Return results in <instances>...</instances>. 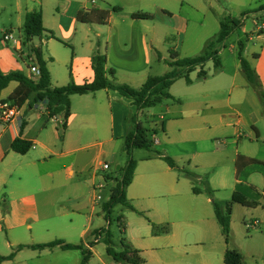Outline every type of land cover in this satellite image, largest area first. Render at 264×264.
Wrapping results in <instances>:
<instances>
[{"label":"crops","instance_id":"obj_1","mask_svg":"<svg viewBox=\"0 0 264 264\" xmlns=\"http://www.w3.org/2000/svg\"><path fill=\"white\" fill-rule=\"evenodd\" d=\"M217 1L100 0L98 5L96 1L92 3L90 0H0V13L6 12L7 9L13 10L12 16L16 20L15 25H13V22L9 23L11 28L5 27L2 31L12 30L11 32H13L15 30L13 26H16L21 32L22 39L20 40L21 45H13V47L21 57L29 58L30 63L31 56L27 50H24L25 46L23 45L25 17L33 11L42 13L43 26L46 31L36 45L41 44L43 58L47 62L50 71L52 87H64L72 83L83 85L92 82L94 79L92 58L96 53H100L107 58L106 77L110 81L139 88L146 82L148 77L155 76L152 72L154 56L157 57V34L155 26L149 24L155 13L159 12L173 19L176 13L171 7L180 5L177 13L182 21V26L178 28L169 27L178 30L174 52L180 58H194L200 56V52L204 51L202 48L219 34L222 20L232 18V13L222 8ZM225 1L233 8L242 9L243 4H245L243 0ZM101 2L111 7L120 8L121 11L118 14L122 13L119 14L121 17L115 18L116 16L112 13L109 22L105 25L85 24L78 21L77 15L80 11L93 8L105 10ZM261 4H264V0L260 1L259 6ZM127 8H136L138 14H147L152 18L148 20L136 19L132 15L137 13L127 11ZM125 12L129 13L130 16H123ZM246 16L247 19L250 16L253 18L254 29L250 33H245V36L247 42H253L255 45L252 52L253 65L264 92V31L259 32L256 27L257 22L264 21V11ZM191 25H193V28ZM245 27L246 21L239 30L244 32ZM239 41L244 40L237 38L234 32L225 46L230 43L235 44L238 50ZM218 57L221 62V69L213 77L216 80H213L214 82H212L210 88L208 90H204L203 87L196 90L187 89V92L192 95L197 91V95L192 96L191 99H186L184 96L177 98L176 95H171L177 101V104L164 105L163 102L157 113L153 114L154 118L151 119V123L154 126L150 129H155L156 134L161 131L169 136L176 126L180 131L184 126V122L188 119V121L191 120L195 124H202L201 127L188 128L190 130L212 134V138L215 140V134L217 133L221 134L218 137L223 134L225 138L229 137L230 141L223 140L221 144L232 145L235 148L234 162L238 155L264 162V152L259 148L251 149L247 145V143L258 147L261 145L262 133L257 124L264 120V116L249 117L248 120L239 118L237 124H233L228 122L227 118H236V106H241L242 100H237L235 104H232L230 103L231 99H228L224 103V108L233 112L229 115L224 108L220 107L219 101L211 98V94H217L233 85L241 67L239 61L236 64L235 71L230 73L222 64L219 52ZM165 60L167 64V59ZM30 66L31 64L20 65L15 58L14 61L7 64L3 58V50L0 49V68L3 74L24 70L22 72L27 77L32 78ZM111 70H114V75L110 73ZM169 70L170 67L166 72ZM203 80L204 83L210 82L206 77ZM18 86V82L12 81L6 88L0 90V101L13 103L9 100V97ZM35 96V93L30 96L21 107L20 115L15 120L8 124L0 122V256L3 257L9 256L20 245H37L35 237L31 241H25L27 231H31L32 235V230H34L32 224H26L27 219L30 217L35 218L33 224L37 223L39 234H58L53 235L57 236L54 237L57 238L55 240H63L68 244H72V236L77 232L83 237L88 235L87 228L78 231L77 227L73 225L70 227L65 224H57L54 221L42 223L40 220V196L43 193L52 192V187L57 188L55 185L60 183L61 176L64 173L68 176L67 179L72 181L77 171L81 175L87 172L85 164L82 165L72 161V145L81 144L82 146L77 149H92L98 144L92 142V140L87 141V138L110 135V141L115 143V147H119L121 141L125 140L127 134L132 130V117L137 111L132 99L122 96L115 90L104 89L83 96L74 95L71 97L72 115L67 128L63 129L61 127L63 116L58 115L50 118L43 104L34 103ZM75 97H81V100L77 101ZM80 102L82 105L79 104ZM200 112H204L205 115L199 116ZM242 123H245V129L246 127L249 128L248 134L239 130ZM185 125L188 124L185 123ZM17 138L32 142L33 146L30 151L24 155L14 152L12 144ZM246 139H249V142ZM158 144H161L160 141ZM159 159L161 158L159 157ZM102 164L99 162L98 165L92 168L90 184L94 190H97V186L100 185L98 183V171H104ZM148 165L141 167V172H137V166L133 182L127 189V198L134 208L141 210L152 207L153 204L148 205L151 197L173 196L175 201L171 203L167 201L166 210L174 211L177 207L181 209V194L183 190L185 191L186 184L184 181L186 179L181 178L180 180L178 175L174 176L176 170L169 165L164 171L146 172L151 167ZM256 175H261V178ZM237 182L236 179L235 185ZM246 183L262 193V202H264V174L253 173L248 177ZM109 184L110 182L107 183L108 186ZM79 185L81 183H74L75 187ZM54 193L56 192L53 191L52 195ZM97 197L95 196L92 199L91 215L96 212L99 205L98 200H96ZM146 200L148 201L145 202ZM207 201L210 202L211 199L208 198ZM259 208L260 206L253 208L254 215L259 224L258 226L264 228V206L262 210H259ZM183 210L190 213L191 207L185 205ZM158 223H161V221H158ZM4 231H6V234ZM151 235L155 239H167L166 241L169 244H177L181 238L175 231L160 235H155L151 231ZM5 236L7 239L4 242ZM84 244L87 243L84 242ZM7 247L10 248V253L3 251V248ZM221 247L217 246L218 249L222 250L223 258L227 249H236L241 253V250L233 247L231 242L227 243L225 241ZM86 248H90L93 252V247H90V244H87ZM25 250L36 255L38 261L41 260L44 254L54 255L58 253L55 252L57 250L60 251L59 253L65 254L77 251L62 250L59 247L44 250L24 248L17 251L12 260H0V264L13 263L21 257ZM47 264L53 263L48 262Z\"/></svg>","mask_w":264,"mask_h":264},{"label":"rangeland","instance_id":"obj_2","mask_svg":"<svg viewBox=\"0 0 264 264\" xmlns=\"http://www.w3.org/2000/svg\"><path fill=\"white\" fill-rule=\"evenodd\" d=\"M99 5L100 0H94ZM240 1V0H236ZM243 8H233L225 0H218L222 8L227 9L232 13L231 19L243 20L246 27L245 31L236 30L235 35L246 42V51L244 57L254 67V57L252 52L255 49L253 42H247L245 33H250L254 29L253 18L250 16L248 19L246 15H252L253 11L258 9L260 1L243 0ZM101 5L105 11L114 13L115 18H120L122 13L113 11L114 7L108 6L101 2ZM179 4L172 6L174 13H176L171 19L168 16H164L159 12L155 13V16L151 19L149 24L155 26L156 30V56H154L153 72L155 76H163L169 69L166 64V60L170 59V55L175 49V39L178 36V30L171 29L169 27H181L182 21L178 16L177 9ZM127 11L137 12L136 8H127ZM233 10V12H232ZM161 11V10H160ZM250 12V13H249ZM228 13V12H227ZM245 13V15H244ZM248 13V14H247ZM229 14V13H228ZM13 10L7 9L6 12L0 13V49L3 50V58L6 63L15 60L23 66L31 64L29 58L21 57L14 49L12 42L4 40V33L11 31H2L6 28H11L10 24L13 22L15 25L16 20L13 18ZM123 16H130L125 12ZM223 21V20H222ZM166 22V23H165ZM10 23V24H9ZM148 24V23H147ZM8 25V26H7ZM15 30L12 32L14 37L18 40L22 39L21 32L13 26ZM193 28V25H191ZM218 36V34H217ZM216 36V37H217ZM213 38L208 42L215 41ZM38 38L35 39V43H39ZM200 52V55L205 53ZM26 51L27 48H24ZM213 50L218 51L222 64L228 69V72L233 73L236 68V64L239 62L237 45L215 43ZM7 70V66H5ZM1 69V68H0ZM25 69V67H24ZM205 72V77L210 80L209 83H204L203 78H200L198 74L201 71ZM2 71V70H1ZM24 71V70H22ZM20 71L24 74V72ZM214 70V62L212 60L207 61L203 66L197 67L192 73L190 78L192 84H188L185 79L176 81L169 93L179 97H186L191 99L192 96L197 95L195 93L189 94L187 89L196 90L197 88H204L208 90L214 82V76H216ZM211 94V93H210ZM77 101L81 100V97H75ZM211 98L219 101L220 107L224 108V103L231 99L230 103L235 104L238 100H242V105H237L236 118H227L228 122L237 124L239 118L248 120L249 117L255 118L256 116H264V103L260 97V93L256 87L251 85L243 69L240 67L238 70L234 83L229 88H225L217 94H211ZM82 105V103H79ZM164 105H176L177 101L174 97L166 99ZM162 104V105H163ZM78 105V102H77ZM161 104L146 109L141 112H135L136 121L141 122L144 127L150 129L154 126L151 123L153 114L157 113ZM227 114H233L227 108H224ZM204 112H200L199 116H204ZM190 122V124H189ZM185 123L188 125L186 126ZM202 124H195L191 120L184 122V126L179 131L178 126L175 130L169 134H163L161 131L158 134L152 135L151 139L157 138L161 144L153 143L151 149H132L128 152L125 140L121 141L119 147H115V143L110 141V135H102L99 137L87 138L86 140H92L96 142V145L92 149H77L82 145H72V161H76L79 164L87 166V172L80 174L79 171L72 179H67V175L61 176L60 183L55 185L57 188L52 187V192H56L52 195V192L43 193L40 196L41 201V217L42 223L54 221L57 224H65L67 226L77 227V230L87 228L88 235L86 237L80 236L79 233L72 236V244L82 245L85 249L87 244H91L96 234L101 232V229L108 230L112 234V241L114 248L118 252L126 251L131 262L129 264H224V258L222 256V250L218 249L225 242V238L222 232V228L219 225L215 213L213 202L217 203L222 209L231 204L232 194L235 190L236 183V169H235V148L232 145L221 144V141H230V138H225L219 133L215 134L216 140L212 138V134L204 131L190 130L188 128L201 127ZM262 133L261 145H250L251 149L259 148L264 152V120H261L257 124ZM239 127V126H238ZM151 130V129H150ZM239 130L248 134L249 128L245 123H242ZM210 132L209 130H207ZM229 132V131H228ZM228 135V133H227ZM212 138V139H211ZM249 142V139H246ZM100 143V144H99ZM77 149V150H75ZM159 154L172 158L175 163L186 171L193 172L200 177V180L192 184L191 180L178 172L174 171V176L178 175V178L186 179L185 191L181 194V209L177 207L174 211L166 210V202H174L175 197H151L149 204H153L150 208L145 209H132L118 204L116 205L110 215V218H106V214L103 210L104 204L109 200L110 191L115 186V183L107 185L105 177H118L119 173L117 166L124 167L127 162L133 160L136 162L137 172H141V167L151 166L146 172H160L164 171L168 167V164L163 159H159ZM107 163L110 167L107 171H98V183L104 185V188L94 190L90 184V178L92 168L98 163ZM78 164V165H79ZM136 173V172H135ZM261 178V175H256ZM79 182L81 185L74 186V183ZM193 185L201 191L200 194L193 192ZM207 188H210L211 193L207 192ZM50 195V199H49ZM100 196L98 200V206L96 212L91 215V202L93 197ZM211 199L210 202L207 200ZM146 200L145 202H147ZM51 202V203H50ZM133 205V204H132ZM186 206L191 207V212L183 210ZM262 205V206H261ZM259 210H262L264 202L261 200ZM254 209L243 207L242 205L232 206V219H231V233L229 242L241 250L243 256V264H264V228L254 226L256 221ZM91 215V216H90ZM87 216V217H84ZM123 217L125 223V231L120 227L118 218ZM34 217L27 219L26 224H32L33 229L27 231V238L25 241H31L35 237L36 244H44L55 241L53 235L58 234H39L37 230V223ZM73 221V224H72ZM161 221V223H158ZM153 223L160 229L168 227L170 232L175 231L180 238L177 244H169L167 239H155L152 237L151 231H153ZM3 226V223H2ZM29 230V229H28ZM6 234V231H4ZM94 235V236H93ZM6 236L3 241L5 242ZM105 232L102 233L99 238V242L93 245V254L88 264H127L125 262L116 263L112 257L107 254V245L104 242ZM87 243V244H84ZM27 243V242H24ZM222 248V247H221ZM139 251V254H132L131 251ZM5 253H10V248H3ZM54 255H46L37 260L36 255H33L31 251L25 250L16 261L11 264H47L52 262L53 264H81L82 254L80 250L72 251V253H59L55 251ZM36 259H35V258ZM78 260V261H77Z\"/></svg>","mask_w":264,"mask_h":264},{"label":"trees","instance_id":"obj_3","mask_svg":"<svg viewBox=\"0 0 264 264\" xmlns=\"http://www.w3.org/2000/svg\"><path fill=\"white\" fill-rule=\"evenodd\" d=\"M113 11L118 12L120 8H113ZM264 11V4H261L258 9L252 13H259ZM250 13V12H249ZM248 14V13H247ZM245 15V13H244ZM136 19L148 20L152 16L147 14H133ZM111 13L109 11L100 9H89L80 11L77 15V19L81 23L85 24H99L105 25L109 22ZM242 21L238 19H226L221 22V30L216 37V40L209 43L206 47V51L203 55L194 58H180L176 52L170 55V59L167 60V64L170 70L163 76H150L146 82L139 88H134L126 84H117L114 81H110L106 77V63L107 58L105 55L96 53L92 58V67L94 70V79L90 83L83 85L69 84L64 87L54 88L51 84V75L47 67V62L43 58V52L41 44L36 45L34 42L36 38L41 39L46 31L43 26V17L41 12L33 11L26 15L23 26V45L27 48L33 62L40 68L41 76L39 79H33L27 77L21 72H11L3 74L0 69V90L6 88L12 81L19 83V86L15 89L9 100L18 106L22 107L32 94H36L34 103L43 104L46 107L48 116L53 118L58 115L63 116L61 127L66 129L68 121L72 115L71 111V97L74 95H87L95 93L99 90L111 89L119 92L122 96L132 99L136 106L137 112L144 111L149 108L156 107L162 104L166 99L172 98L169 93L171 86L179 79H185L188 84L192 83L190 73H192L197 67L203 66L210 59L214 62V70L218 72L221 69V62L218 57V51L213 50L215 43L226 44L234 32L242 27ZM246 42H238V58L241 68L248 82L256 87L260 93V97L264 101L263 87L254 67L244 57ZM113 75L114 70H111ZM198 76L204 78L205 72L202 70ZM136 116L132 117V130L127 134L125 138L128 152L132 149H151L153 141L152 135L156 134V130H150L144 127L140 122L136 121ZM23 130V128H22ZM33 143L21 138H17L12 144V150L18 154H26L32 148ZM159 157L166 161V163L173 169L182 173L188 177L192 184L200 180V177L190 171L181 169L175 161L168 157L159 154ZM118 169V168H117ZM236 179L238 180L235 190L232 194L231 204H229L225 210L222 209L217 203L213 202L215 217L222 228V232L225 241L228 243L231 233V219H232V206L242 205L243 207L253 209L261 205L263 199L262 193L255 187L248 185L247 179L253 173L264 174V162L249 158L243 155H238L235 161ZM136 170V162L130 160L124 167H119L118 177L106 176V182L113 181L115 186L110 191L109 200L104 204L103 210L106 214V218L109 219L113 208L118 205H124L133 211H136L130 200L127 198V189L132 184L134 174ZM193 185V192L200 194L199 191ZM207 192L211 193L210 188H207ZM120 227L125 230V223L123 217L118 218ZM105 232L104 242L107 245V254L113 258L116 263L125 262L129 264L131 260L126 251L118 252L114 248L112 241V234L108 230L101 229V232L96 234L95 241L90 244V247L99 242V238L102 233ZM168 227L159 228L153 223V233L155 235L169 233ZM59 247L62 250H81L82 260L81 264H88L92 251L90 248H84L82 245L68 244L63 240H55L49 243L37 244V245H20L15 248V251L7 257L0 256V260H12L16 252L24 248H32L38 250L52 249ZM132 254H139L138 251H131ZM224 264H243V256L236 249H227L224 254Z\"/></svg>","mask_w":264,"mask_h":264},{"label":"built area","instance_id":"obj_4","mask_svg":"<svg viewBox=\"0 0 264 264\" xmlns=\"http://www.w3.org/2000/svg\"><path fill=\"white\" fill-rule=\"evenodd\" d=\"M90 1L94 3V0H90ZM242 23H244L243 20H242ZM256 27H257V31L263 32L264 31V21L257 22ZM4 40L7 42H12L14 45H21L20 40L16 39L12 32L4 33ZM30 61H31L30 71L32 73V78L39 79L41 76L40 68L33 62L32 58L30 59ZM20 111H21V107L18 106L17 104L11 103L8 101H0V122L4 124H8L12 122L13 120L16 119L17 116L20 115ZM152 141L155 144L159 143L157 138H154ZM102 169L104 171H107L110 169V167L107 163H103ZM103 187L104 186L102 184L97 186L98 189H102ZM100 199H101L100 196L96 198V200H100ZM258 225H259L258 222L255 221L254 226H258Z\"/></svg>","mask_w":264,"mask_h":264},{"label":"water","instance_id":"obj_5","mask_svg":"<svg viewBox=\"0 0 264 264\" xmlns=\"http://www.w3.org/2000/svg\"><path fill=\"white\" fill-rule=\"evenodd\" d=\"M120 166H117V168L119 169Z\"/></svg>","mask_w":264,"mask_h":264}]
</instances>
